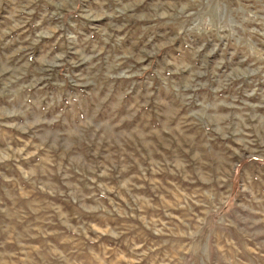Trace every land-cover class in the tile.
Wrapping results in <instances>:
<instances>
[{
  "label": "rangeland",
  "instance_id": "rangeland-1",
  "mask_svg": "<svg viewBox=\"0 0 264 264\" xmlns=\"http://www.w3.org/2000/svg\"><path fill=\"white\" fill-rule=\"evenodd\" d=\"M0 264H264V0H0Z\"/></svg>",
  "mask_w": 264,
  "mask_h": 264
}]
</instances>
